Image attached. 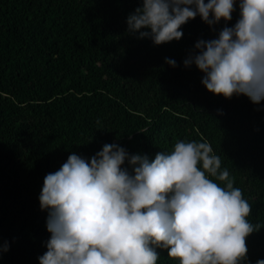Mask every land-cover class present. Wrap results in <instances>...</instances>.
Listing matches in <instances>:
<instances>
[{
	"label": "trees",
	"instance_id": "trees-1",
	"mask_svg": "<svg viewBox=\"0 0 264 264\" xmlns=\"http://www.w3.org/2000/svg\"><path fill=\"white\" fill-rule=\"evenodd\" d=\"M140 7L142 0H0V264H39L51 237L39 200L44 178L69 155L90 160L117 144L154 160L180 141L208 142L220 157L252 207L249 221L261 225L247 238L243 264L264 260V100L214 95L204 74L184 65L198 41L235 26L238 0L231 21L209 26L197 15L180 40L161 45L129 31ZM168 251L156 248L157 264H179Z\"/></svg>",
	"mask_w": 264,
	"mask_h": 264
},
{
	"label": "clouds",
	"instance_id": "clouds-1",
	"mask_svg": "<svg viewBox=\"0 0 264 264\" xmlns=\"http://www.w3.org/2000/svg\"><path fill=\"white\" fill-rule=\"evenodd\" d=\"M237 0H142L131 33L155 45L180 40L199 15L209 26L232 19ZM240 19L217 39L200 40L184 61L203 86L230 99L264 100V0H238ZM175 67V60H167ZM132 168L130 173L125 162ZM225 182L222 187L209 178ZM51 234L39 264H157L156 248L179 264H243L261 225L208 142H184L154 160L105 144L90 160L75 153L44 178L39 197ZM7 251L5 247L3 249ZM257 264H264L258 260Z\"/></svg>",
	"mask_w": 264,
	"mask_h": 264
}]
</instances>
